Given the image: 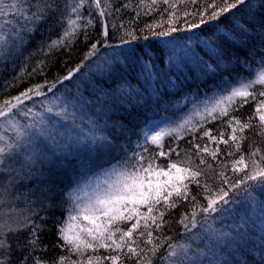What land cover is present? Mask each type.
<instances>
[{
    "label": "snow or ice",
    "instance_id": "obj_1",
    "mask_svg": "<svg viewBox=\"0 0 264 264\" xmlns=\"http://www.w3.org/2000/svg\"><path fill=\"white\" fill-rule=\"evenodd\" d=\"M150 15L153 21L141 26V18ZM182 18L186 29L216 22L213 37L204 42L208 60L197 57L190 43L177 45L174 40L165 42L172 45L167 61L157 55L162 50L149 38L185 30L176 26ZM190 18L197 22L188 23ZM43 26L61 31L41 51L63 50L62 55L70 56L81 41L87 42V51L63 77L0 100V264H264V236L259 259L234 244L243 239L251 219L245 202L254 200L257 189L264 192V0H0V66L14 64ZM89 28L96 29L94 36ZM141 38L145 45L138 43ZM117 40L119 44L113 43ZM122 45L131 47L105 54ZM228 46L245 54L237 62L249 75H238L235 81L224 76L204 99L186 96L185 102L192 103L189 113L134 133L143 139L131 150L129 144L118 143L113 130L119 127L123 133L124 126L117 121L109 125L111 109L100 95L89 100L79 88L76 94L57 95V84L72 80L84 61L95 66L101 79L112 78L121 64H131L140 68L137 85L122 83L103 97L125 111L129 105L143 107L153 97L161 98V86L176 87L171 75L160 78L157 59L171 72L192 55L205 77L218 79ZM257 55L258 67L253 68L249 58ZM46 67L43 59L31 72L24 65L19 75L3 82L2 90L18 87L25 75H43ZM141 76L150 85L156 81L155 86L145 88ZM246 105L249 113L237 115ZM217 121L215 128L208 127ZM225 129H231L227 138ZM37 135L54 143L51 156L36 148ZM245 141L247 150L242 148ZM74 146L107 153V167H99L83 186L82 178L63 189L46 182L37 164ZM27 179L35 180L36 187L23 192L21 181ZM18 202L26 207L20 209ZM180 207L185 210L173 220ZM58 208L65 213L62 218L55 216ZM260 209L264 213V203ZM242 210L245 216H239ZM225 214L239 217L234 231L217 227V217ZM173 224L183 228L179 239L168 235ZM254 251L255 245L249 249Z\"/></svg>",
    "mask_w": 264,
    "mask_h": 264
},
{
    "label": "trees",
    "instance_id": "obj_2",
    "mask_svg": "<svg viewBox=\"0 0 264 264\" xmlns=\"http://www.w3.org/2000/svg\"><path fill=\"white\" fill-rule=\"evenodd\" d=\"M69 2H71V0H69ZM155 19L159 20V15H155ZM164 19H167L166 15ZM152 21L153 16L151 15L148 17H142L141 26H143V23L145 22L151 23ZM195 22H197V20L191 18L188 21V23ZM215 23L216 22L214 21H209L208 24L203 25L201 28L186 29L185 21L182 18L176 26L185 30L173 33L171 37H150L149 42L156 48L162 50V54L158 52L157 55L161 56V58L165 61H167L169 50L172 47L171 44H165V42L169 40H174L177 45L190 43L191 47L195 49L197 57L202 60H208L209 57L205 54L208 49L205 47L204 42L210 41V38L213 37V25ZM164 27H167L166 23L164 24ZM60 31L61 30L58 27L53 28L52 31H49L47 26L41 27L40 30L37 31L30 39L29 43L25 45V48L22 50V54L15 60L14 64L9 63L6 68L0 66V100L6 96H15L20 91H23L33 84H43L45 80L49 82L55 81L58 77H63L66 75L69 69L75 68L77 64L81 63L83 60V53L87 51V42L81 41L77 44H74L73 51L70 56L67 54L62 55L61 52H63V50L56 51L52 54H48L46 48L44 51H41V46L50 42V40L57 39ZM88 32L94 36L96 29L89 28ZM142 36L143 33H141V37ZM113 43L119 44V41L117 40ZM138 43L140 45H145L146 41L141 38ZM198 44L199 47H197ZM129 47L131 46L122 45L117 48L108 49L107 53L105 54L114 55L120 53L121 51L127 52ZM228 48L229 52L226 53L227 59L222 61L226 67L221 70L223 72V76L218 79L205 77L203 73L199 71V67L196 63V57H193L192 55L186 57L185 61L182 62L179 67L172 69L171 72H169L167 63L161 64L160 59H157L156 70L160 72V78L163 79L166 73L171 75L172 79L176 83V87L165 88L161 86L160 90L161 93H163L161 98L157 100L155 97H153V99L145 103L143 107L133 109L129 105L127 106L128 111H125L124 107L117 108L115 105H113L109 97H103V92H112L113 89H116L122 83L130 82L133 87L137 85V76L140 73V68L139 66L133 67L131 64L127 66L121 64L112 78L101 79L99 76L95 75V66L88 67L90 62L84 61L85 66L81 68L79 73L74 75L72 80L63 81L62 84H57V89H59L57 95H64L66 93L76 94L77 88H79V91L82 93L83 97L89 100H94L97 95H100L102 102L108 101L106 108L111 109V119L108 121L109 125H111L113 121H117L118 126H124L123 133L119 131V127L113 130L114 134L120 137L118 143L129 144V150H131V148L135 146V143L138 139L141 141L143 139L142 134L136 135L134 133H140V130L144 129L150 120L158 118L164 119L168 123L175 121L189 113L192 109V103L185 102L186 96L199 95L200 99H204L205 93H208L209 95L213 94V89L217 84L220 83L224 76H226L231 81H235L238 75H249V70L241 67V65L237 62V58L240 61L244 60L246 58L245 54L236 48H232L231 46H228ZM101 51L104 52L103 49ZM41 59L45 60L47 64L43 75H25L20 80L18 87L9 88L6 92L2 90V85L5 80H11L14 75H19L24 65H26V68L24 69L25 72H31L32 67L36 66L37 61ZM120 59L122 60L123 57H120ZM259 60V55L254 58H249V62L252 63L253 68L258 67L257 62ZM231 69L235 70L232 71L231 75H229V70ZM173 72L174 75H172ZM140 83L145 88H148L150 86H155L156 81H153L152 85H150L147 81H145L144 77L141 76ZM165 83H167L166 80ZM97 88L101 90L99 93L97 92ZM41 99L43 98L34 97V100L36 101ZM26 103L31 105L32 102L27 101ZM249 111L250 109L246 105L244 109H241V111L237 113V115L246 116ZM219 123L220 122L217 121L215 124L208 125V127L215 128ZM230 131L231 129H225V138H227V135L230 133ZM256 139L259 141L260 138L256 137ZM34 144L41 154H47L48 156L52 155V151L55 147L54 143L49 138L39 135H37ZM181 144L184 146L183 141ZM261 147H264V144H262ZM223 148L224 146L221 145V149ZM242 148L247 150L248 141H245L242 144ZM106 159L107 153H98L96 151L90 152L87 149L74 146L67 152L57 151V155L52 157L51 161L38 163L36 170L38 172L44 173V180L46 182L54 181L58 188H65V186L69 184L70 181H74L77 178H82L81 184L83 186L88 178L92 177L93 173L98 171L99 167H107V164L105 163ZM209 162L215 163L214 161H211L210 158ZM21 184L24 185V187L21 189L23 192H26L29 188L36 187V181L31 179L23 180L21 181ZM190 187L192 188L193 192L196 191L195 185H191ZM82 194L83 193H81V195ZM239 199H243V196L239 197ZM201 202L203 203V201ZM261 203H264V192L257 189L254 193V200L245 202L247 216L251 217V219L248 220V225L245 229L246 234L244 235L243 239H239L234 242V244L243 249L244 252L249 253V255H255L257 259H259L258 250L261 246V236H264V233L261 232V219L264 218V213H262L260 209ZM18 207L20 209H24L26 205L23 202H18ZM65 207L67 206L65 205ZM184 210L185 209L183 207L175 209V215L172 217V219H178L179 213ZM40 214L45 215L43 212ZM64 215L65 213L63 209L58 208L55 210L56 217L62 218ZM239 216H245V211L242 210L239 213ZM253 221H255V223H253ZM215 223L217 227L225 231H234L236 224L239 223V217L236 214H225L223 217H217ZM47 226L52 227L51 221L47 222ZM54 231L55 230L53 229V232ZM182 233V226L173 224L172 230L168 232V235L177 234V239H179L180 234ZM46 242H48L47 239ZM253 245H255L256 251L249 252V249H251ZM57 251L59 252V250ZM102 251L103 250H101V252ZM225 259H227V256H225Z\"/></svg>",
    "mask_w": 264,
    "mask_h": 264
},
{
    "label": "rangeland",
    "instance_id": "obj_3",
    "mask_svg": "<svg viewBox=\"0 0 264 264\" xmlns=\"http://www.w3.org/2000/svg\"><path fill=\"white\" fill-rule=\"evenodd\" d=\"M166 123H167V122H166V120H164V119L154 118V119L150 120V121L147 123V125L144 127V129L147 128V127H149V126H152V125H154V124H158V125H160V126H164ZM0 131H2V129H0ZM9 134H11V133H9Z\"/></svg>",
    "mask_w": 264,
    "mask_h": 264
}]
</instances>
